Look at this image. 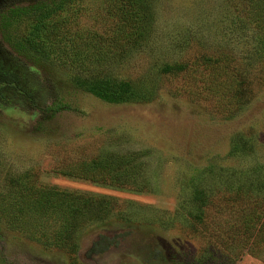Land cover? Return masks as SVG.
<instances>
[{"label":"rangeland","instance_id":"obj_1","mask_svg":"<svg viewBox=\"0 0 264 264\" xmlns=\"http://www.w3.org/2000/svg\"><path fill=\"white\" fill-rule=\"evenodd\" d=\"M40 1L54 8L61 0H0V12L7 7V23L0 21V56L19 71L36 104L12 91L0 98V264H264V197L257 195L259 204L237 202L225 185V178L264 164V66L254 55L244 0H144L150 27L145 38L94 74L54 57L58 45L39 55L24 43L36 15L25 8ZM105 17V0H68L51 18L50 31L62 39L100 31ZM219 50L231 54L251 84L252 99L239 110L221 107L207 93V88L220 92L207 69L162 71L164 65ZM85 77L127 82L140 96L131 103H108L78 87ZM52 101L64 107L40 121L38 110ZM100 152L137 154L143 191L53 171L57 163ZM192 178L215 182L199 225L210 231H189ZM39 185L115 202L107 219L93 218L76 231L68 251L44 236L29 237L22 220L11 217V198ZM253 207L258 222L252 233L242 232L236 227L241 212Z\"/></svg>","mask_w":264,"mask_h":264},{"label":"trees","instance_id":"obj_2","mask_svg":"<svg viewBox=\"0 0 264 264\" xmlns=\"http://www.w3.org/2000/svg\"><path fill=\"white\" fill-rule=\"evenodd\" d=\"M67 3L68 0H61L53 8L40 1L25 8L36 15L33 16L31 33L27 34L23 41L35 52L40 53L39 55H48L47 53L51 52L47 48L58 45L59 51L58 54L53 53L54 57L81 72L94 74L99 68L121 58L130 47L145 38L150 28L144 0H105L106 17L102 30H87L85 34L72 33L62 39L50 31L53 24L51 18L56 12L64 9ZM242 11L246 22L254 30L255 58L264 66V0H244ZM12 13L16 14V10H12ZM0 21L1 25L7 23V7L0 12ZM232 59L234 58L229 52L219 50L214 55L200 54L187 63L164 65L162 71L171 74L191 65L207 69L213 82L220 88L219 94L210 92L209 88L207 93H210L221 107L225 104L228 108L239 110L252 99L253 90L238 64L232 62ZM76 84L84 92L113 104L138 101L140 96L127 82L108 78L85 77L77 80ZM4 91L18 94L30 106L36 107L33 94L25 88L19 71L7 67L0 56V98L3 97ZM225 95L226 99L223 100ZM62 107L64 106L59 102L52 101L38 110L39 120H51ZM237 136L241 139L239 134ZM236 147L237 145L233 144V149ZM53 171L110 187L135 191H143L145 188V178L141 174L140 161L135 153L100 152L74 161L57 163ZM237 175L230 180L225 178L226 187L234 193L231 197L237 202L252 201L259 204L261 198L257 195L264 197V164ZM192 180L193 178L189 181L190 184H186L191 187L188 199L193 205V210L187 212L189 231H210L209 227L203 226L202 229L199 225H204L205 207L211 200L215 182L204 183L201 178L197 179V182ZM11 200V217L22 220L23 231L29 237L44 236L52 245L67 248L68 251L75 245L73 239L76 231L93 218L107 219L109 205L115 202L114 198L109 196H96L52 185L23 188L18 197L14 195ZM246 213L241 212L242 220L236 227L242 232H251L258 222L259 215L255 207Z\"/></svg>","mask_w":264,"mask_h":264}]
</instances>
